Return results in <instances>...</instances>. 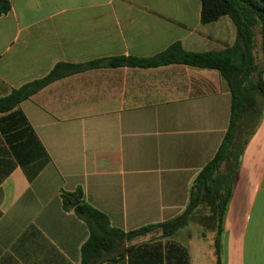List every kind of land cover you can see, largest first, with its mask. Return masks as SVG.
<instances>
[{"label": "crops", "instance_id": "1", "mask_svg": "<svg viewBox=\"0 0 264 264\" xmlns=\"http://www.w3.org/2000/svg\"><path fill=\"white\" fill-rule=\"evenodd\" d=\"M8 2L0 15V98L59 64L151 58L177 43L185 52L221 51L236 40L227 16L201 23L200 0ZM259 45L256 38L254 55ZM230 104L217 71L182 64L84 70L19 103L11 113L30 131L10 137L15 153L0 133V264L80 263L88 230L64 209L63 192L80 190L124 233L178 217L223 139ZM37 144L48 162L29 181L21 162L36 168L44 158ZM188 232H148L126 242L118 261L94 264H216L214 235L204 248ZM221 243V264H264V109L242 155Z\"/></svg>", "mask_w": 264, "mask_h": 264}, {"label": "trees", "instance_id": "2", "mask_svg": "<svg viewBox=\"0 0 264 264\" xmlns=\"http://www.w3.org/2000/svg\"><path fill=\"white\" fill-rule=\"evenodd\" d=\"M200 6L202 24L211 23L222 16L230 18L236 29V40L231 47L221 51L192 53L185 52L177 43L151 58L119 56L83 65L59 64L45 78L12 90L0 98V114H7L5 119L9 121L6 127L0 126V133L8 137L9 148L14 152L17 144L12 145L14 140L10 137H21V132L30 131V128L23 117L12 114L11 111L49 83L70 74L99 68L148 69L182 64L215 70L228 86L231 104L227 130L214 156L197 173L190 187L185 209L178 217L124 233L112 228L106 215L86 204L80 190L75 193H61L64 209L72 210L88 230V238L80 247L79 264H94L98 259L116 262L130 249L124 247L126 242L154 230H160L164 238L170 237L187 227L196 214H205L200 221L206 228L214 224L216 264H221L224 219L233 185L245 147L255 134L264 109V0H200ZM9 9L8 0H0V15L6 14ZM256 29L260 35L262 65L256 63L254 55ZM16 116L20 118H15ZM20 119L24 124L19 123ZM37 146L40 150L39 158L41 159V155L44 158L34 164L36 168L29 170L21 162L29 181L48 162L39 144ZM75 201L79 204L71 208ZM201 210H207L210 215ZM181 253L185 259V252Z\"/></svg>", "mask_w": 264, "mask_h": 264}, {"label": "rangeland", "instance_id": "3", "mask_svg": "<svg viewBox=\"0 0 264 264\" xmlns=\"http://www.w3.org/2000/svg\"><path fill=\"white\" fill-rule=\"evenodd\" d=\"M258 38L259 41H260V35L258 33V30L256 29V33H255V39ZM259 50V54H258V51ZM256 54H255V57H256V63L261 65V61H262V57H261V53H260V48L257 47L256 49ZM253 137V136H252ZM235 184V182H234ZM234 186V185H233ZM202 212L205 211L206 215H210V212H208L207 210H201ZM201 216H205V214H202V215H195L192 217V222L187 226L185 227L184 229H182L183 231H189V235L190 236H193L192 239L190 241H192V244H196V240L198 241V245L199 247H202L203 244H204V248H206L209 244V240L211 241V236H215V230H208L207 228H205L202 224H204L203 222H201ZM199 219V220H198ZM198 234V235H197ZM195 236V237H194ZM202 236H205V237H208V239H203ZM155 237V235L153 236ZM151 238V239H154V238ZM196 237H199V239H194ZM213 240H214V237H213ZM222 240V239H221Z\"/></svg>", "mask_w": 264, "mask_h": 264}, {"label": "water", "instance_id": "4", "mask_svg": "<svg viewBox=\"0 0 264 264\" xmlns=\"http://www.w3.org/2000/svg\"><path fill=\"white\" fill-rule=\"evenodd\" d=\"M79 204L78 201H75L74 203L71 204V207L74 208L75 206H77ZM102 259H98L97 262H100Z\"/></svg>", "mask_w": 264, "mask_h": 264}]
</instances>
